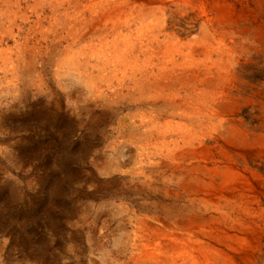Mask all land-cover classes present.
<instances>
[{"label": "rangeland", "instance_id": "1", "mask_svg": "<svg viewBox=\"0 0 264 264\" xmlns=\"http://www.w3.org/2000/svg\"><path fill=\"white\" fill-rule=\"evenodd\" d=\"M204 2L205 14L190 0L154 5L169 27L192 39L202 35L204 19L220 17L214 0ZM230 2L235 9L223 24L230 28L234 49L223 55L218 45H212L207 61L218 80L202 98L214 100L227 90L237 108L225 117L239 120L249 138L230 134L225 122L218 125L214 116L193 135L208 142L212 135L223 134L225 148L247 169L264 198V143L258 141L264 135V0ZM78 19H73L74 24ZM62 47H57L51 66L24 76L18 86L0 84V264L127 260L129 235L145 227L143 220L156 227L150 218H178L188 210L184 205L192 202L175 195L180 189L174 183L171 192L164 194L156 167L152 172L146 159L140 162V154L153 150L145 136L151 123L142 122L141 116L144 112L154 116L133 100L142 86L96 100L94 83L104 82L73 72L67 60L70 51ZM206 59L204 54L196 58L202 71ZM184 60L179 56V61ZM156 63L157 57L141 56L136 66L158 72ZM200 79L195 94L185 86L175 92L164 90V97L178 104L174 111L181 113L185 106L197 103L196 95L204 88ZM164 110L153 122L160 128H167V122L178 123L172 107ZM164 132L178 133L168 128ZM187 147L182 143V150Z\"/></svg>", "mask_w": 264, "mask_h": 264}, {"label": "bare ground", "instance_id": "2", "mask_svg": "<svg viewBox=\"0 0 264 264\" xmlns=\"http://www.w3.org/2000/svg\"><path fill=\"white\" fill-rule=\"evenodd\" d=\"M157 1L164 0H0V84L18 86L24 76L51 66L57 47L63 46L70 51L67 60L73 72L104 82L94 83L96 100L142 86L132 97L151 110L154 116L144 112L141 121H149L156 133L145 132L153 150L140 154V162L147 161L152 172L156 167L164 194L174 183L180 190L172 193L192 202L178 218H150L156 227L143 220L145 227L129 235L130 257L110 264H264V198L247 169L225 148L223 134L212 135L208 142L193 135L214 116L218 125L225 122L230 134L249 138L239 120L225 117L237 108L227 90L214 100L202 98L218 80L207 61L212 45L223 55L233 52V37L223 22L235 7L230 0H214L220 17L204 19L202 35L186 39L168 26L163 12L157 14ZM190 1L206 13L204 0ZM203 54L207 67L202 71L196 58ZM141 56L157 57L158 72L136 66ZM179 56L185 60L179 61ZM200 78L204 88L196 95L197 103L181 113L174 111L178 104L169 102L164 90L185 86L195 94ZM165 106L179 118L174 125L167 122L168 129L178 131L173 136L164 132L165 125L153 122ZM258 141L264 143V135ZM182 143L188 147L182 150ZM169 170L170 176L165 175Z\"/></svg>", "mask_w": 264, "mask_h": 264}]
</instances>
